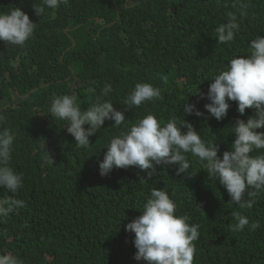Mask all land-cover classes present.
<instances>
[{"label":"trees","instance_id":"obj_1","mask_svg":"<svg viewBox=\"0 0 264 264\" xmlns=\"http://www.w3.org/2000/svg\"><path fill=\"white\" fill-rule=\"evenodd\" d=\"M34 6H43L42 0H0V11L21 7L38 25L24 46L0 41V127L16 133L11 166L24 175L17 198L26 202L0 220V253L12 252L25 264H121L123 254L137 251L125 225L157 187L175 200L177 215L199 225L194 264H264V192L253 197L251 209H240L191 156L192 177L177 176L175 166H157L151 177L134 166L101 176L107 142L123 126L105 120L84 149L63 128L66 122L48 114L54 95L75 94L86 110L110 83L106 99L129 124L149 113L163 123L185 119L222 156L234 140L230 125L254 110L241 116L232 101L227 116L216 120L198 93H207L214 74L264 36V0H67L40 17ZM228 12L241 28L232 42L219 44L215 28ZM137 82L152 83L160 96L125 111L123 102ZM184 101L204 114H185ZM4 195L11 193L0 188ZM234 212L261 227L231 231Z\"/></svg>","mask_w":264,"mask_h":264},{"label":"clouds","instance_id":"obj_2","mask_svg":"<svg viewBox=\"0 0 264 264\" xmlns=\"http://www.w3.org/2000/svg\"><path fill=\"white\" fill-rule=\"evenodd\" d=\"M62 3L67 0H42L43 6H34V10L40 17L45 8L57 9ZM244 7L241 5V16L245 14ZM37 26L21 7L0 11V41L6 45L24 46L34 36ZM240 28L237 15L228 12L226 22L215 28L217 43L232 42ZM211 79L207 93L199 90L198 95L207 97L209 102L204 108L216 120L227 116L232 101L237 103L241 116L247 108L254 110L246 120L237 118L235 124L230 125L234 140L230 150L224 151L222 156L218 155V145L214 141L205 142L185 119L178 122L173 118L163 123L149 113L129 124L124 111L106 99L113 91L110 83L104 85L86 110H82L75 94L54 95L48 114L66 122L63 128L74 137L75 145L84 149L92 145L89 137L103 128L105 120L114 121V127L123 126L119 134L107 142V151L99 161L101 176L109 175L114 168L134 166L151 177L157 172V166H175L177 176L192 177L191 156L207 170L209 179L218 181L226 189L229 201L240 209H251L256 203L253 197L264 192V131H258L264 128V36L252 39L248 54L230 59L226 68ZM159 96L160 89L152 83L137 82L123 102L124 110L139 108ZM185 101V114L197 117L204 114L195 103ZM4 122L5 117L0 115V126ZM15 139L16 133L10 127H0V188L11 193L0 196V220L26 207V202L17 198L24 188V175L11 166ZM176 209L168 191L153 187L141 214L125 225L127 232L134 233L137 251L123 254L121 264H194V242L199 238V225L190 223L191 218L186 214L177 215ZM233 216L236 221L230 226L233 232L242 231L246 226L253 231L261 227L259 221L250 222L240 212H234ZM4 234L0 229V235ZM0 264L25 262L12 252H4L0 253Z\"/></svg>","mask_w":264,"mask_h":264},{"label":"water","instance_id":"obj_3","mask_svg":"<svg viewBox=\"0 0 264 264\" xmlns=\"http://www.w3.org/2000/svg\"><path fill=\"white\" fill-rule=\"evenodd\" d=\"M96 22H98V21H96ZM73 44H75V43L73 42Z\"/></svg>","mask_w":264,"mask_h":264}]
</instances>
